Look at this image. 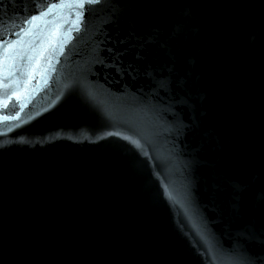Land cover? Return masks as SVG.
<instances>
[{
	"label": "water",
	"instance_id": "95a60500",
	"mask_svg": "<svg viewBox=\"0 0 264 264\" xmlns=\"http://www.w3.org/2000/svg\"><path fill=\"white\" fill-rule=\"evenodd\" d=\"M0 25V264H264V0Z\"/></svg>",
	"mask_w": 264,
	"mask_h": 264
},
{
	"label": "snow or ice",
	"instance_id": "6c2138e0",
	"mask_svg": "<svg viewBox=\"0 0 264 264\" xmlns=\"http://www.w3.org/2000/svg\"><path fill=\"white\" fill-rule=\"evenodd\" d=\"M101 2H102V0H75V3L81 8L84 7L85 4L94 5V4H99ZM52 7H55V6L53 5ZM35 19H37V18L36 17H31V20H35ZM24 23L28 24V23H30V21L29 20H25ZM2 27L3 26L0 25V29H2ZM21 31H24V29L21 28Z\"/></svg>",
	"mask_w": 264,
	"mask_h": 264
}]
</instances>
